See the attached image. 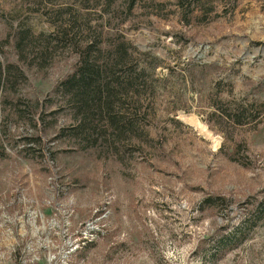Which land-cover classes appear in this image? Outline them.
I'll use <instances>...</instances> for the list:
<instances>
[{
	"label": "rangeland",
	"instance_id": "1",
	"mask_svg": "<svg viewBox=\"0 0 264 264\" xmlns=\"http://www.w3.org/2000/svg\"><path fill=\"white\" fill-rule=\"evenodd\" d=\"M0 62V264H264V219L209 257L264 197V0H0Z\"/></svg>",
	"mask_w": 264,
	"mask_h": 264
},
{
	"label": "trees",
	"instance_id": "2",
	"mask_svg": "<svg viewBox=\"0 0 264 264\" xmlns=\"http://www.w3.org/2000/svg\"><path fill=\"white\" fill-rule=\"evenodd\" d=\"M91 46L88 45L86 47V51L90 50ZM130 46L125 41H122L117 45V57L116 59L118 63L127 62V58L132 56L130 54ZM88 57V56H87ZM83 62L77 65V70L70 78L66 79L64 82L65 89L69 90L72 97H78L79 100L87 99V94L90 92V86L92 85L90 82V78L98 73V70L90 64V61L86 58V56L82 57ZM126 60V61H125ZM8 67V66H7ZM6 67L3 66V63L0 62V88L4 81V77H6ZM141 72L145 73L146 68L143 67ZM9 71L7 70V73ZM82 102V101H81ZM83 103V102H82ZM240 112L236 115L237 122L240 121ZM218 199V198H216ZM215 200L214 197L207 198V202H213ZM264 219V197L260 201L257 202L256 205L253 204L252 208H247V212L245 215L241 217L238 225H232L233 229L228 225L223 226L220 230V234L218 238L214 241L215 245L210 252V256L212 261H218L223 258L228 253L233 252V250L239 248L245 240L247 239L248 232L250 229H254L257 227L258 223H260Z\"/></svg>",
	"mask_w": 264,
	"mask_h": 264
},
{
	"label": "bare ground",
	"instance_id": "3",
	"mask_svg": "<svg viewBox=\"0 0 264 264\" xmlns=\"http://www.w3.org/2000/svg\"><path fill=\"white\" fill-rule=\"evenodd\" d=\"M190 123H193L196 127H200V129L203 131V132H206V127L205 125H203L202 123L198 122L197 120L195 119H188Z\"/></svg>",
	"mask_w": 264,
	"mask_h": 264
}]
</instances>
